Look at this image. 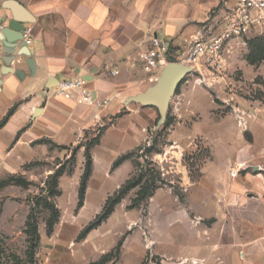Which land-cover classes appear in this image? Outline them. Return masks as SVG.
Masks as SVG:
<instances>
[{
	"label": "rangeland",
	"instance_id": "1",
	"mask_svg": "<svg viewBox=\"0 0 264 264\" xmlns=\"http://www.w3.org/2000/svg\"><path fill=\"white\" fill-rule=\"evenodd\" d=\"M234 1L221 0L193 35L218 32ZM193 35L170 40L173 63L184 64ZM144 84L114 115L76 119L72 105L23 126L16 166L4 162L11 149L0 154V264H264V238L242 254L235 244L243 222L264 219V28L185 75L162 115L137 99ZM123 186L108 219L83 236Z\"/></svg>",
	"mask_w": 264,
	"mask_h": 264
},
{
	"label": "crops",
	"instance_id": "2",
	"mask_svg": "<svg viewBox=\"0 0 264 264\" xmlns=\"http://www.w3.org/2000/svg\"><path fill=\"white\" fill-rule=\"evenodd\" d=\"M8 1L22 7L26 21L6 8ZM220 4L221 0H0L6 27L2 39L15 41L20 27L33 26L29 62L23 59L12 69H0V122L13 108L0 127V154L11 149L5 164L17 165L12 155L29 137L28 130L21 138L19 133L42 117L65 116L72 105L76 119L89 109L104 115L119 112L135 90L145 88L139 55L149 47L151 36L179 43L195 34L198 24L208 21L211 10ZM111 71L118 74L111 76ZM74 77L87 79L96 97L108 100L105 107L95 110L53 96L52 88L59 81ZM239 229L243 232L235 237V244L242 254L243 245L255 246L264 238V219H250Z\"/></svg>",
	"mask_w": 264,
	"mask_h": 264
},
{
	"label": "built area",
	"instance_id": "3",
	"mask_svg": "<svg viewBox=\"0 0 264 264\" xmlns=\"http://www.w3.org/2000/svg\"><path fill=\"white\" fill-rule=\"evenodd\" d=\"M5 28L4 18L0 17V40ZM262 28H264V0H235L225 10V17L218 32L212 33L209 29L207 33L200 32L193 35L184 54V64L200 72L202 68L216 62L227 41H243L252 32ZM32 36L33 26L27 23L21 29L14 48L0 45L1 69L14 68L23 59L28 58L27 52L32 45ZM177 53V49L168 40L157 35L151 36L149 47L139 55V66L145 74L144 82L153 84L166 64L173 62ZM117 74V71L110 72L111 76ZM52 89L53 96L73 102L77 106L101 109L108 102L107 99L97 98L89 89L87 79L83 77L61 80ZM236 175V172L231 171L232 177Z\"/></svg>",
	"mask_w": 264,
	"mask_h": 264
},
{
	"label": "water",
	"instance_id": "4",
	"mask_svg": "<svg viewBox=\"0 0 264 264\" xmlns=\"http://www.w3.org/2000/svg\"><path fill=\"white\" fill-rule=\"evenodd\" d=\"M6 8L11 10L18 20H27L28 17L25 11L16 2H6ZM21 29L22 27H20L19 30L21 31ZM20 31L15 41H11L8 38L2 39V41L4 42V46H11V48H14L15 44L19 40ZM5 32L6 28L2 32L1 38L3 37V34ZM27 55L29 58V51L27 52ZM28 58H26L27 62H29ZM191 70V67L186 66L182 63H167L166 66L161 70L154 84L147 88V93L138 96L137 99L143 105L155 107L158 113L162 115L168 106L169 99L174 94L179 83L182 81L185 75L191 72ZM255 170H257V168H255Z\"/></svg>",
	"mask_w": 264,
	"mask_h": 264
},
{
	"label": "trees",
	"instance_id": "5",
	"mask_svg": "<svg viewBox=\"0 0 264 264\" xmlns=\"http://www.w3.org/2000/svg\"><path fill=\"white\" fill-rule=\"evenodd\" d=\"M173 61V60H172ZM13 112V108L7 113V115L4 117V119L0 122V127L6 122V120L9 118L11 113ZM130 157V154L121 156L118 158L114 164L113 167H117L123 162L127 161ZM85 168H84V173L81 177L80 185H79V190H78V201L76 204V209L79 210L83 206V200H84V195H85V190H86V183L89 179V174H90V167H91V157L90 155L86 152L85 153ZM128 192V187L123 186L121 187L117 192L114 193L113 196L109 197L105 204L104 207L101 211L100 214L97 215V217L94 219L93 222H91L83 231L82 235L85 236L92 230L98 228L108 217L111 215L113 212L114 206L117 205L124 197V195ZM57 222V212L53 216H51L49 222H48V234L50 235L53 231V228ZM82 236V237H83Z\"/></svg>",
	"mask_w": 264,
	"mask_h": 264
}]
</instances>
